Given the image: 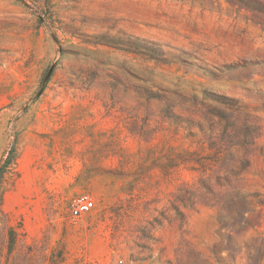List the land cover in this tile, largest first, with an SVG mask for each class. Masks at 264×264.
<instances>
[{
    "label": "rangeland",
    "instance_id": "rangeland-1",
    "mask_svg": "<svg viewBox=\"0 0 264 264\" xmlns=\"http://www.w3.org/2000/svg\"><path fill=\"white\" fill-rule=\"evenodd\" d=\"M8 152L0 264H264V0H0Z\"/></svg>",
    "mask_w": 264,
    "mask_h": 264
},
{
    "label": "built area",
    "instance_id": "built-area-1",
    "mask_svg": "<svg viewBox=\"0 0 264 264\" xmlns=\"http://www.w3.org/2000/svg\"><path fill=\"white\" fill-rule=\"evenodd\" d=\"M96 206L95 199L90 193H82L71 202L70 215L73 219H79L91 212Z\"/></svg>",
    "mask_w": 264,
    "mask_h": 264
},
{
    "label": "trees",
    "instance_id": "trees-1",
    "mask_svg": "<svg viewBox=\"0 0 264 264\" xmlns=\"http://www.w3.org/2000/svg\"><path fill=\"white\" fill-rule=\"evenodd\" d=\"M11 156H12L11 152H8L6 154V156L3 158L2 162H1L2 165H1V169H0V175L2 174V169L8 168V160L10 159ZM13 235H14L13 231H10L9 236H10L11 240L13 238Z\"/></svg>",
    "mask_w": 264,
    "mask_h": 264
}]
</instances>
